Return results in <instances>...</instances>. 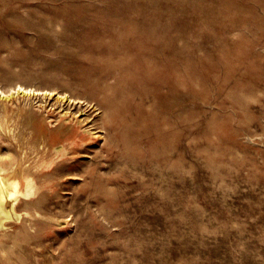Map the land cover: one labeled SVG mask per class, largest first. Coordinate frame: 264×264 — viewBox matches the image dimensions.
Instances as JSON below:
<instances>
[{"label": "rangeland", "instance_id": "1", "mask_svg": "<svg viewBox=\"0 0 264 264\" xmlns=\"http://www.w3.org/2000/svg\"><path fill=\"white\" fill-rule=\"evenodd\" d=\"M0 92V264H264V0H0Z\"/></svg>", "mask_w": 264, "mask_h": 264}, {"label": "bare ground", "instance_id": "2", "mask_svg": "<svg viewBox=\"0 0 264 264\" xmlns=\"http://www.w3.org/2000/svg\"><path fill=\"white\" fill-rule=\"evenodd\" d=\"M20 88L23 92L28 91L27 89L23 88L22 86L21 87L19 86V89ZM17 89H18V87H17ZM0 94H1V92H0ZM10 94H11V92H10ZM76 98H78V96ZM79 100H81V99H79ZM75 103H77V102H75ZM66 105H68V104H66ZM78 105H80V104H78ZM75 110H76V108H75ZM89 114H90V112H89ZM63 148H64V146L63 147L62 146L61 147L60 146L55 147L54 150H52V151L54 154H59V153L64 151ZM42 149L47 154L49 152L50 145L42 144ZM8 161H9V163H7V161H6V156L0 157V232L2 230H6L8 228V224L10 221H13L16 219L18 220L19 217L21 216V214L17 211V205H16L17 202L21 199H28L30 197V195H35V191L33 189L34 175L32 172L29 171V169H30L28 167L29 165H25V167L23 165H19V166L14 165V163L11 161V157H8ZM59 167H61V166H59ZM50 175H52V174L50 173Z\"/></svg>", "mask_w": 264, "mask_h": 264}]
</instances>
